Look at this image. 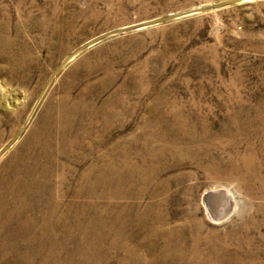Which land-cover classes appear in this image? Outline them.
<instances>
[{
    "label": "rangeland",
    "instance_id": "374dc122",
    "mask_svg": "<svg viewBox=\"0 0 264 264\" xmlns=\"http://www.w3.org/2000/svg\"><path fill=\"white\" fill-rule=\"evenodd\" d=\"M174 118L208 159L145 141ZM247 147L264 154V0H0V264H264V221L242 226L264 195L227 171Z\"/></svg>",
    "mask_w": 264,
    "mask_h": 264
},
{
    "label": "bare ground",
    "instance_id": "6f19581e",
    "mask_svg": "<svg viewBox=\"0 0 264 264\" xmlns=\"http://www.w3.org/2000/svg\"><path fill=\"white\" fill-rule=\"evenodd\" d=\"M58 104H54L52 107V110L55 112V114H57L59 112L56 116H54V119L52 120V123H54V124L58 123V121L62 117V113L65 115L68 112V109L66 107L61 108V105H60V110H59ZM173 123L176 126V128L178 127V130H179L178 133H176V134L174 133V135H171V136H166V134L162 133L163 131H161L158 136L147 135L144 138L145 141H146V138L152 139L155 137V139H157L156 148L158 149V151H160L161 148H165V150L167 148H170L171 152L176 153V151L178 150L182 153L186 152V155L188 153L190 154L192 152L193 153L203 152L202 157L203 156L207 157V154H205L206 153L205 151H207L205 148V145L207 144L208 141L210 143L211 140H209L207 138L202 139V136L200 137V134H202V132L200 131V134H198L197 130L192 129L191 128L192 125L190 122L188 123L184 120L174 118ZM180 138L185 139V142L183 144H181V146H179V144L176 143V141L181 140ZM201 146H202V148H201ZM261 156L256 161L252 158L253 157V149H251L249 147L244 148L243 151L238 152L234 156L236 164L232 163L231 165H229L230 167H228L229 169L227 170L228 172H230L234 176L242 177L243 179H246L248 181L252 180L255 184V188L252 185L253 188L252 189L250 188L249 192H253L257 195H264V154H262ZM207 159H208V157H207ZM118 162H121L122 163L121 166H123V168H124L125 175L123 174L124 175L123 178L125 180L127 177V174H128L127 171L130 170L131 168H134L133 164L129 163L124 157H121ZM110 165H113V164L111 163ZM115 165H117V164H115ZM224 172H226V171H224ZM136 173H137V171H136ZM143 173H144V171H143ZM140 174L141 173L138 171V177L140 176ZM227 174L228 173H226V175ZM229 176H230V174H229ZM110 180H112V179H110ZM240 180H241V178H240ZM243 183H245V182H243ZM247 194H249V193H247ZM198 197H199V201L203 207L204 212L211 219H215V218H218L219 216H223L222 214H224L226 212V210L228 209V207L230 206V198L228 197V194H226V191L222 187H220V185H219V187H211L210 186L209 188L205 187L204 189H201ZM255 208L258 209V211H260L259 216L257 218H253V217H250L247 215L244 218V223L242 224V226H246V227L249 226V228H250L254 225H257L260 221H264V205H263V203L262 204L261 203H255L254 209Z\"/></svg>",
    "mask_w": 264,
    "mask_h": 264
}]
</instances>
